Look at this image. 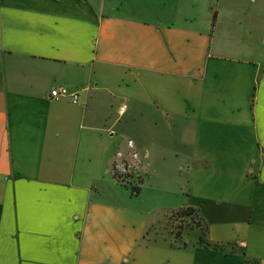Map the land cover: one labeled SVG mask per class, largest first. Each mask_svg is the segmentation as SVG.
<instances>
[{"label": "crops", "instance_id": "0c3cea01", "mask_svg": "<svg viewBox=\"0 0 264 264\" xmlns=\"http://www.w3.org/2000/svg\"><path fill=\"white\" fill-rule=\"evenodd\" d=\"M188 3L0 0V264H264V63Z\"/></svg>", "mask_w": 264, "mask_h": 264}, {"label": "rangeland", "instance_id": "374dc122", "mask_svg": "<svg viewBox=\"0 0 264 264\" xmlns=\"http://www.w3.org/2000/svg\"><path fill=\"white\" fill-rule=\"evenodd\" d=\"M190 8L196 12L205 10H218L219 17L215 22L214 40L220 50L226 45V35L231 43L236 47L244 45L246 50L224 53L237 57L258 59L264 63V0H191L188 3ZM236 51V50H235ZM115 175L128 187L139 186V182H134L128 178L127 171L120 163L115 162ZM132 190V189H131ZM135 190H132L134 194ZM158 200L162 201L160 197ZM205 223L199 213L191 207H181L166 216L158 223L148 227L147 235L152 239H162L168 237L170 240H178L183 244L185 236L187 238L198 237L205 233ZM199 232V233H198ZM147 237V236H146ZM177 243V242H176Z\"/></svg>", "mask_w": 264, "mask_h": 264}, {"label": "built area", "instance_id": "2783aa9c", "mask_svg": "<svg viewBox=\"0 0 264 264\" xmlns=\"http://www.w3.org/2000/svg\"><path fill=\"white\" fill-rule=\"evenodd\" d=\"M50 95L55 97V98L68 97L73 102L78 101V94L77 93H71L69 91V89L65 86L52 88L50 91Z\"/></svg>", "mask_w": 264, "mask_h": 264}, {"label": "trees", "instance_id": "16d2710c", "mask_svg": "<svg viewBox=\"0 0 264 264\" xmlns=\"http://www.w3.org/2000/svg\"><path fill=\"white\" fill-rule=\"evenodd\" d=\"M214 17H215V16H214ZM139 188H140L139 186H135V187L132 186V187H131L132 190H135V191H134V194H137V193L139 192ZM189 207L195 209V207H193V206H189ZM195 210H196V209H195ZM204 225H205V233H206L207 225H206V224H204ZM205 233H204V234H201V236H200L202 242H206V241H205Z\"/></svg>", "mask_w": 264, "mask_h": 264}]
</instances>
